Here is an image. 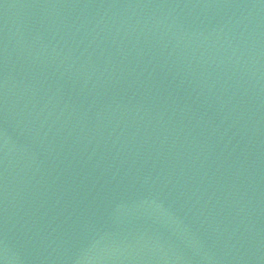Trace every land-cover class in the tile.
I'll return each instance as SVG.
<instances>
[{
    "label": "water",
    "instance_id": "1",
    "mask_svg": "<svg viewBox=\"0 0 264 264\" xmlns=\"http://www.w3.org/2000/svg\"><path fill=\"white\" fill-rule=\"evenodd\" d=\"M0 264H264V0H0Z\"/></svg>",
    "mask_w": 264,
    "mask_h": 264
}]
</instances>
